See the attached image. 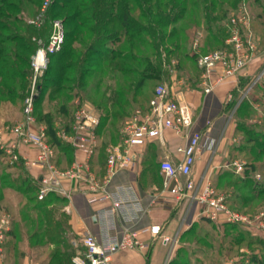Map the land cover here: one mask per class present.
Wrapping results in <instances>:
<instances>
[{
  "label": "built area",
  "instance_id": "obj_1",
  "mask_svg": "<svg viewBox=\"0 0 264 264\" xmlns=\"http://www.w3.org/2000/svg\"><path fill=\"white\" fill-rule=\"evenodd\" d=\"M56 0H43L38 13L28 21L31 27L40 31L32 37L36 52L32 57V86L24 98L23 119L13 125L0 127V150L9 165L23 163L25 168L35 174L38 180V199L48 196L71 200L76 194H82L89 205L99 206L112 202L113 213L120 203L113 201V180L122 171L134 172L140 164L142 148L158 143L164 149L165 132L170 130L177 137L187 138V143L179 145L176 152L182 156L174 161L169 155H163L159 161V170L163 178L161 201L173 202L189 200L200 207L202 218L210 221L240 225L246 229L264 230V210L255 217L233 209L229 197L218 192L210 178L197 182L194 166L203 152L204 134H188L194 121V113L180 94H177L165 82H159L150 98L148 108H136L127 121L123 138L106 147V159L103 174L97 171L93 159L97 155L100 115L84 100H75L74 121L69 130L60 129L57 136L68 143L77 157L66 168L58 166L55 149L49 142L47 127L40 123L35 115L36 98L39 95L38 82L48 69L51 58L58 53L65 42L66 27L62 19L53 18L50 10ZM229 19L231 35L221 49L208 53L197 52V68L200 71V87L204 94L213 93L228 79L239 77L257 58L258 45L251 31L250 16L245 8ZM198 47V40L195 49ZM264 79V70L253 79L250 86L242 92V98L250 94L254 86ZM36 151L34 157H27L21 147ZM83 155L79 157L78 155ZM226 168L237 174L244 171V163L229 162ZM260 178L259 174H256ZM169 195V196H167ZM109 210L106 212L110 213ZM11 230L9 214L0 215V252L3 251L8 232ZM143 232L152 236V242L161 237L160 226H151ZM167 241V238H164ZM83 249L73 257V264H113V256L118 251L145 249L151 243L139 239L138 232L126 226L120 238L103 245L90 232L79 235Z\"/></svg>",
  "mask_w": 264,
  "mask_h": 264
},
{
  "label": "trees",
  "instance_id": "obj_2",
  "mask_svg": "<svg viewBox=\"0 0 264 264\" xmlns=\"http://www.w3.org/2000/svg\"><path fill=\"white\" fill-rule=\"evenodd\" d=\"M38 1L0 0V92L4 97H9V99L13 97L15 92L12 95L11 93L14 90L19 91L15 80L26 79L28 75L26 70L30 68V57L28 54L32 49L34 51V46L36 47L29 37L16 33L14 24L19 20L18 15L25 12L26 4L34 5ZM172 1L56 0L53 4L50 15L53 18L63 20L66 27L64 42L66 47L63 45L62 49L52 56L51 59L53 61L51 60L48 70L44 76L42 75L40 85H38L39 95L36 98L35 114L38 120L47 127L49 142L55 149L58 166L61 168L68 167L63 166L61 163L62 154H65L70 159L68 164L73 162L74 149L68 143L62 141L57 136V132L60 129L69 130L73 124L76 109L73 100L76 96L81 95V92L79 93L75 90L83 87V80L88 72L87 66H95L99 58L106 57L111 52L113 53L114 49H110V51L107 49L108 45L121 42L124 36H127L131 43L142 39L143 32H145L146 28H149L148 14L151 18L154 16L156 18L159 17L166 10L167 6L172 4ZM131 3L136 4L143 12L144 24L133 17ZM183 12L182 9L174 18L181 17ZM168 16L170 17V15ZM212 19L214 22L215 18ZM211 26L208 27L207 31L217 43H220V36L218 37L216 33H211ZM31 30L33 31V35H40V31L36 28L33 27ZM223 34L224 28L221 35L225 36ZM74 44L83 46L84 49L79 51L74 48ZM120 52L122 53V51H119L118 55ZM115 57L116 55L113 54L111 59L116 60ZM83 66L86 67L83 68ZM148 68L150 69L149 73L147 68V70L144 69L141 72L142 79L161 81L160 70L157 71L152 63H149ZM119 70H122V67ZM4 71L6 72L4 73ZM252 81L253 79L244 80L241 85L242 90L245 91ZM1 87L5 89L2 90ZM63 92H69L68 97L71 101L67 103L62 102L61 95ZM21 95H24V93ZM234 97L236 100L234 99L233 102L235 104H233L236 107L241 98L240 93H235ZM246 98L241 100L234 112L237 120L236 133L241 132L243 135H239L240 143L232 146V156L234 158L243 157L247 160L245 177L237 176L227 171L228 174H231H223L214 187H216V190L222 187L223 191L232 186L239 187L238 191H234L233 198L229 199V205L235 210L250 214V210H252L251 208L255 202L264 203V125L254 126L246 123L244 118L246 119L252 111V107ZM149 101L143 109L148 108ZM3 103L5 102L3 101ZM37 106H40L38 110ZM117 114L115 113L114 115L116 116ZM106 118L107 115L105 117L100 116V123L101 119L105 120ZM97 135L99 139L97 146L99 164L100 168H102V159L103 162L106 159L105 149L108 144H104L103 140H101L99 127ZM0 159L7 168L18 171L14 175L16 177L15 183L9 187L10 191L14 190L16 193L17 200H14V195L10 197L6 194L7 191H0V204L2 201L8 202L6 210L12 213L13 219V227L8 232L6 243V264H24L27 256L33 263L36 262L37 264H73V257L83 247L72 235L69 214L53 202L59 199V197L48 196L44 200H39L37 196V178L27 174L26 169L22 165L6 164L5 156L1 150ZM146 166V169H153L154 161L147 160ZM256 171L261 173V181H257L254 178ZM225 177H231L233 180L225 181L222 186L221 180ZM25 193L33 195L24 197ZM32 203H34L33 206H31ZM203 221L213 228L223 227L226 231L223 234V238L230 244L225 249V242H221L219 247L211 249L210 252H207V247H205V251L203 252L209 260L215 261V258L212 257L213 254L211 255L213 250L218 253L219 248L221 250L224 248V253L235 252V249L241 248L239 246L244 242H247L248 245L264 247V239L256 235H251L246 239L245 236L249 235L246 233V229L244 230L240 225L228 223L212 224L214 221L205 218H203ZM204 228L206 226L198 229L200 232H203ZM226 229L233 234H229L230 232ZM217 238L216 240L219 242L221 237ZM200 244L206 246L204 243ZM189 251L188 247L182 248L176 259L171 261L170 264H194L192 262L194 251ZM258 252V254L253 253L251 264H264V250H258ZM182 257H186L187 260L184 262L181 259ZM20 259L22 263L21 261L19 262ZM196 261L202 264L199 259ZM195 264L197 263L195 262Z\"/></svg>",
  "mask_w": 264,
  "mask_h": 264
},
{
  "label": "rangeland",
  "instance_id": "obj_3",
  "mask_svg": "<svg viewBox=\"0 0 264 264\" xmlns=\"http://www.w3.org/2000/svg\"><path fill=\"white\" fill-rule=\"evenodd\" d=\"M41 4L42 0H39L38 3L34 5L26 4L25 12L18 15L19 20L14 24L16 33L26 35L32 43V37L35 35H33V31L31 30L33 27L29 25L28 21L38 13ZM169 5L162 15L157 18L155 16L151 18L148 14L149 28H146L145 32H143L142 39L131 43L127 36H124L121 42L108 45L107 49H114V52H111L106 57L103 56L102 58H99L95 66L88 65V72L84 77L83 87L75 90L76 92H81V95L74 98V105L75 100L81 98L100 116L105 117L107 115L105 120L101 119L102 121L99 126V134L104 144H114L123 138L126 123L131 118L134 110L136 108H145L147 106L146 104L159 82L167 83L174 90H184L189 87L194 88L200 86L201 78L196 62L197 52L208 53L216 49H221L222 45L231 35L229 19L232 15L239 13V10H241L243 6H245L250 16L251 31L258 45L256 61L260 62V66L257 65L258 67L255 69V75L253 78H256L264 70V0H173L172 4ZM182 9L184 11L182 16L174 18V16L178 15ZM131 13L133 17L144 24L145 20L143 18V12L134 3H131ZM168 15H170V17ZM212 18H215L214 22ZM210 25H212L211 33H216L218 37L220 36V43H217L207 31ZM223 28V35L225 36L221 35L223 33ZM27 31H29V33H27ZM197 40L198 47L195 49V43ZM74 45V48L79 51L84 49L83 46L77 44ZM64 47H66V44ZM119 51H122V53L120 52L118 55ZM35 52L36 47L34 46V51L32 49L28 54L30 57V68L26 70L28 74L26 79L21 80L17 78L18 80H15V84L17 83L16 86L19 91L14 90L11 95L14 92L16 95L13 94V97L9 99V97H4L0 92V127L4 126L2 125L4 124V121L9 125H13L23 119V98L24 95H27L31 90L33 77L31 61ZM113 54L116 55V60L111 59ZM149 63H152L157 71L160 70L162 77L161 81L142 79L140 75L141 72L146 68L148 69H146L148 73L150 71L148 68ZM85 67L86 66H83V68ZM120 67H122V70H119ZM5 72L6 71H4V73ZM41 79L42 77L40 78L38 85H40ZM1 88L2 90L5 89L4 87ZM23 93L24 95H21ZM68 96L69 92H63L61 95L62 102L67 103L71 101ZM240 96L242 98V92L240 93ZM241 98L236 107L234 105L235 102H233L235 99L234 96L230 97L228 100L225 109L226 111L222 117V126L219 129V137L223 134V130L229 125V123H233L234 125L237 123L234 112L238 104L241 102ZM246 99L252 107L249 116L246 119L244 118L246 123L254 126L264 125V79L254 86L253 91L248 94ZM3 101L5 103H3ZM39 107L40 106H37V110ZM115 113L118 114L115 116ZM36 119L40 122L37 116ZM239 135L243 134L241 132H233V136L238 137ZM227 136L231 137L230 132L227 133ZM217 138L218 137H216L215 140ZM68 162H70L68 157L65 156L61 158L63 166L71 165L72 162L69 164ZM228 171L234 173L233 169H228ZM17 172L18 171L15 169L7 168L0 159V191H7L6 194L10 197L14 195V200H17L16 193L14 190L10 191L9 187L15 183L16 177L14 175ZM23 173L25 172L23 171ZM26 173L36 178L35 173L30 170L27 169ZM256 174H259L260 178H258ZM254 178L257 181H261V173L256 171ZM230 179L232 178H223L221 180V185L223 186V183ZM213 184L215 186V183ZM218 190V192L228 196L229 199H232L234 191H238L239 187L232 186L224 191L222 187H219ZM30 195L33 194L25 193L24 197H29ZM53 202L57 203L55 200ZM33 205L34 203L31 204V206ZM57 205L59 204L57 203ZM251 209L249 215L255 217L264 210V203L255 202ZM10 214L12 215V213ZM12 220L13 219L11 218V229L13 227ZM245 229L246 228H244V230ZM245 231H247L246 233L249 235L245 236L246 239L251 235H256L261 239H264V230L246 229ZM225 233L226 231L223 227H206L203 232L196 229L192 238L197 239L201 236V239H203L202 243L207 247L206 251L210 252L211 249L219 247L221 242H225L224 244L226 247L224 248L227 249L230 244L223 238V234ZM231 233L232 232L229 234ZM217 237H221L219 242L216 240L218 239ZM75 238L79 242V237L75 236ZM239 247L248 251L251 255H253V253L258 254V250H264V247L262 246L248 245L247 242L242 243ZM224 248L222 250L219 248L218 253L220 255L225 252ZM237 250L239 251V249H236L235 251ZM218 258L219 264H221L223 258ZM181 259H183L184 262L187 260L186 257H182ZM20 261L22 263L21 259L19 262ZM30 261L29 264H31ZM193 261L194 260H192V262ZM196 263L199 264L197 261ZM251 263L252 261H250V264Z\"/></svg>",
  "mask_w": 264,
  "mask_h": 264
},
{
  "label": "crops",
  "instance_id": "obj_4",
  "mask_svg": "<svg viewBox=\"0 0 264 264\" xmlns=\"http://www.w3.org/2000/svg\"><path fill=\"white\" fill-rule=\"evenodd\" d=\"M257 65L260 66L259 61L254 62L239 77L228 79L208 95L204 94L200 86L184 90L173 89L193 110L194 121L188 134L191 136L204 134L203 152L198 156L194 166V176L197 182L210 178L216 184L222 178L221 176L227 173V163L234 161L243 162L244 171L242 174H237L233 170V174L245 177L247 160L243 157L234 158L232 156V146L240 143V137L233 136L236 124L229 123L220 137L219 129L222 126V117L226 111L228 100L235 93L243 92L241 85L244 80L254 79ZM2 125L9 124L4 121ZM229 132L231 137L227 136ZM164 137V149L158 143L148 144L141 149L142 156L136 171H122L116 175L112 184L113 201L120 204L113 213L110 212V208H113L112 202L99 206L89 205L82 194H76L71 200L62 198L55 200L59 205L54 204L62 207L70 216L72 235L79 237L84 232H90L97 237L101 244L107 245L118 240L121 231L126 226H131L134 231L138 232L141 241L150 244L152 236L143 231L151 226H160L161 237L152 242L148 248L118 251L113 256V264H170L184 247H188L189 252L194 251L193 263L199 259L202 264H219L218 257H222L221 264H250L252 255L243 248H239L238 252H223L222 255L213 250L211 254L215 261L211 259L210 261L203 252L205 246L200 244L202 237L192 238L196 229L210 226L203 221L199 205L189 200L176 203L169 197L167 198L169 202L161 201L163 178L159 170V161L163 155H169L174 161L181 160L182 156L176 152V148L187 143V138L177 137L170 130L165 132ZM216 137L218 138L215 140ZM21 152L27 157H34L36 154L35 150L25 146L21 147ZM65 156L62 154V157ZM78 156L83 157L80 154ZM76 157L77 154L74 152L73 161ZM147 160L154 161L153 169H146ZM93 163L97 171L103 174L105 161L103 162L102 159V168H100L98 153L94 157ZM18 164L24 167L22 162ZM230 174L227 173V175ZM7 208L8 202L2 201L0 215L6 213L12 218L6 210ZM108 210L109 214L106 213ZM215 223L221 224L222 222L214 221L212 224ZM164 238L168 240L165 241ZM7 240L8 236L3 245V251L0 252V264H6ZM30 260L27 256L24 264H29ZM30 262L37 264L32 260Z\"/></svg>",
  "mask_w": 264,
  "mask_h": 264
}]
</instances>
